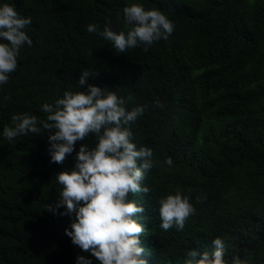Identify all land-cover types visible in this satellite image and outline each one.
Segmentation results:
<instances>
[{"label":"trees","instance_id":"16d2710c","mask_svg":"<svg viewBox=\"0 0 264 264\" xmlns=\"http://www.w3.org/2000/svg\"><path fill=\"white\" fill-rule=\"evenodd\" d=\"M24 17L32 45L0 85V264H77L90 253L75 246L65 229L73 216L46 211L62 186L61 171L74 167L77 141L62 164L50 162L48 134L3 136L12 116L25 112L45 120L42 105L88 84L131 96L126 107L147 105L131 125L137 148L153 150V167L129 194L145 208L138 222L147 264H185L190 250L213 251L222 238L228 252L264 264V0H0ZM140 3L157 8L174 23L167 40L125 53L89 33L106 20L126 31L123 8ZM6 42V41H0ZM83 70L89 77L81 87ZM156 101L164 105L156 106ZM40 126V125H38ZM171 158L169 166L165 161ZM139 166V162H138ZM180 191L196 211L183 230L164 231L158 201ZM199 198V200H198ZM199 258V257H198Z\"/></svg>","mask_w":264,"mask_h":264},{"label":"clouds","instance_id":"9594fccd","mask_svg":"<svg viewBox=\"0 0 264 264\" xmlns=\"http://www.w3.org/2000/svg\"><path fill=\"white\" fill-rule=\"evenodd\" d=\"M123 15L126 31L112 30L110 20L105 21L102 31L96 24H89L87 31L98 33L120 53L140 45L146 52L154 42L167 40L174 31L173 21L157 8L145 9L140 3H132L123 8ZM30 24L31 18L22 16L14 6H0V41H6L0 42V85L7 84L10 74L17 69L21 48L33 43L25 30ZM89 77L95 78L89 70L81 72L80 89ZM132 100L131 96L120 97L106 87L88 84L86 91H65L54 104H43L45 120L25 112L13 115L14 126L3 129V136L9 141L28 133L40 135L43 129L48 134L50 162L57 164L74 152L77 141L95 136V146L81 144L74 167L56 175L55 181L62 190L46 211L55 213L64 207L59 215L74 214L71 230L65 229V234L99 264H147L141 258L145 227L138 222V214L145 212V208L130 199L129 194L150 192L142 181L153 167V150L138 149L132 140L131 125L148 107L137 105L129 110L126 105ZM156 106L164 107L159 101ZM165 162L169 166L173 163L170 157ZM158 203L160 227L164 231L173 226L183 230L187 218L196 211L190 197L180 191L168 194ZM212 245L211 252L190 250L185 264H248L237 255L228 259L222 238H215ZM77 264L92 261L78 255Z\"/></svg>","mask_w":264,"mask_h":264}]
</instances>
